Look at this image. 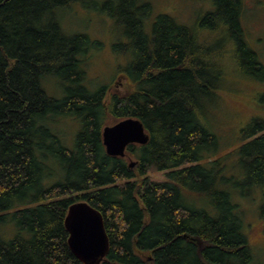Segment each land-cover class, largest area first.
Wrapping results in <instances>:
<instances>
[{"label":"trees","instance_id":"trees-1","mask_svg":"<svg viewBox=\"0 0 264 264\" xmlns=\"http://www.w3.org/2000/svg\"><path fill=\"white\" fill-rule=\"evenodd\" d=\"M77 1L0 0V264H82L64 227L78 201L102 215L100 264H260L234 197L264 186V121L217 158L209 119L227 53L240 76L264 80L240 24L242 0H213L202 20L220 23L228 38L217 51L199 33L203 22L186 27L163 14L151 22L147 0H110L132 56L125 94L86 85L87 52L101 44L66 34L57 14ZM108 117L137 118L149 135L126 149L133 168L104 152ZM63 118L81 125L72 149L54 131Z\"/></svg>","mask_w":264,"mask_h":264},{"label":"rangeland","instance_id":"rangeland-1","mask_svg":"<svg viewBox=\"0 0 264 264\" xmlns=\"http://www.w3.org/2000/svg\"><path fill=\"white\" fill-rule=\"evenodd\" d=\"M109 2L110 0H78L57 14L60 27L66 34H86L91 41L101 44L100 48L87 52L84 61L85 83L89 89L94 91L99 86H105L109 92L125 94L131 90V86L126 85L129 81L121 76L132 56L126 48L129 42L123 34L124 26L116 24L107 12L114 6ZM242 2L240 24L244 38L246 44L257 53L264 68V0ZM147 3L150 5L151 22L161 14L169 15L186 27H196L203 22L198 25V30L200 35L209 38L210 49L217 51L226 42L227 36L219 33L220 23L202 21L213 10V0H147ZM223 60L229 65L224 86L220 98L209 112L212 130L220 141L215 154L217 158L233 152L243 142L239 139L241 133L246 134L247 128L254 129L256 124L264 121V80L254 74L240 76L242 73H238L239 67L235 65L237 60L233 53H227ZM43 87L49 96L58 97L60 94V91L57 92L58 88L51 83L47 82ZM108 118L106 125L119 121ZM80 129V123L72 118H63L54 127V131L62 137L64 145L69 149L73 148ZM231 163L233 160L227 164L232 166ZM149 177L151 180L161 181L163 173L152 172ZM234 198L245 223L253 254L255 253L260 264H264V186L249 191L245 196Z\"/></svg>","mask_w":264,"mask_h":264},{"label":"water","instance_id":"water-1","mask_svg":"<svg viewBox=\"0 0 264 264\" xmlns=\"http://www.w3.org/2000/svg\"><path fill=\"white\" fill-rule=\"evenodd\" d=\"M101 141L107 156L126 158L129 168H133L135 161L129 159L126 149L130 145H146L149 135L139 119L128 117L104 126ZM64 227L72 255L82 264H100L108 251L102 215L86 201H78L68 207Z\"/></svg>","mask_w":264,"mask_h":264},{"label":"flooded vegetation","instance_id":"flooded-vegetation-1","mask_svg":"<svg viewBox=\"0 0 264 264\" xmlns=\"http://www.w3.org/2000/svg\"><path fill=\"white\" fill-rule=\"evenodd\" d=\"M121 77H123V76H121Z\"/></svg>","mask_w":264,"mask_h":264}]
</instances>
